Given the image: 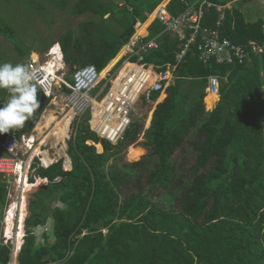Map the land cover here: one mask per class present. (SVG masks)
Wrapping results in <instances>:
<instances>
[{
    "label": "trees",
    "instance_id": "16d2710c",
    "mask_svg": "<svg viewBox=\"0 0 264 264\" xmlns=\"http://www.w3.org/2000/svg\"><path fill=\"white\" fill-rule=\"evenodd\" d=\"M162 1L74 3L73 11L90 12L97 20L81 22L79 32L69 29L57 40L71 70L105 69L134 34L136 20H145ZM196 1L167 0V5L177 15ZM69 2L57 5L67 9ZM218 17L211 6L204 24L212 27ZM109 18L120 32L109 26ZM0 29L12 39V26L3 23ZM163 30L158 20L150 24V36L161 33L162 44L146 60L165 68L177 63L180 46ZM222 34L238 44L256 40L264 46V20L249 22L238 10L226 11ZM16 46L23 57L33 51ZM174 73L175 82L148 124L133 121L113 145L84 116L68 141L72 168L65 170L61 158L39 169L49 182L31 201L19 264L54 259L66 264H264V51L252 52L243 64H204L193 46ZM212 75L220 79L215 107L219 96L210 100L207 94ZM128 148L135 161H124ZM146 151L148 162L140 160ZM6 186L0 173V208L7 204ZM49 216L56 239L38 244L32 227ZM10 258V247L0 245V263Z\"/></svg>",
    "mask_w": 264,
    "mask_h": 264
},
{
    "label": "built area",
    "instance_id": "2783aa9c",
    "mask_svg": "<svg viewBox=\"0 0 264 264\" xmlns=\"http://www.w3.org/2000/svg\"><path fill=\"white\" fill-rule=\"evenodd\" d=\"M215 6L219 17L215 25L210 27L205 25L207 9ZM147 18L158 20L164 27L163 32H168L179 40L180 50L177 54V63H168L165 68L146 60V56L154 49H158L162 44L160 34L150 39H145L143 34L134 32L130 39L123 45L121 55L105 69L99 70L95 65L76 66L73 71V79L69 80L66 74L67 62L61 44L55 42L47 55L49 59L42 62L40 54L34 57V52L28 55L27 63H33L41 73L44 87L49 95L44 93L43 87L40 92L49 100L48 105L61 103L65 117L72 118L64 142L72 138L77 124L86 113H91L89 120L90 127L100 137L106 139L113 145L123 138L134 119V112L139 102H151L153 93L167 95L168 88L175 82V69L188 52L196 47L199 60L204 64L217 62L221 64H243L250 57L251 53H262L264 46L256 40H250L247 44H238L229 37L222 34V28L226 12L223 6L216 5L211 0H197L188 4L181 13L173 14L167 5V0L160 2L155 9L146 12ZM142 22L137 20L135 25ZM58 46V51L52 50ZM61 54V56H60ZM63 58V61L60 59ZM120 64V68L114 71V67ZM52 68V71L50 70ZM107 69V70H106ZM106 70L105 74H103ZM71 69L69 70V72ZM107 79L112 85L99 101L98 96L105 87L99 89V83ZM217 82V93L220 96V79L218 76H209V86L207 90ZM97 90L96 95H90ZM208 92V91H207ZM156 102V101H154ZM152 113V112H151ZM70 114H73L71 117ZM149 121V120H148ZM149 123V122H148ZM52 127H55V123ZM46 130L42 136L49 133ZM4 139L0 138V173L3 174L7 183L9 204L5 210L3 218V237L5 245H9L12 238L6 237L5 221L12 209L15 224L20 225L22 213L24 211L23 230L26 235L25 220L28 216L27 194L29 186L31 188L44 183H48L47 177L37 174L39 167H48L57 159L52 151V146L44 141V137L37 136L35 132H21L12 130L2 133ZM39 152H36L37 148ZM57 149V148H56ZM67 145L64 147V153ZM47 152V154H45ZM46 155L52 157L50 162L45 161ZM33 178V179H32ZM59 179V178H57ZM26 203V204H25ZM25 209V210H23ZM53 220L36 230L37 237L43 239V234L48 231L53 232ZM14 226L13 231H15ZM105 232V229H103ZM22 243L11 247V259L7 263L19 264L18 256ZM34 264H66V259L44 260Z\"/></svg>",
    "mask_w": 264,
    "mask_h": 264
},
{
    "label": "rangeland",
    "instance_id": "374dc122",
    "mask_svg": "<svg viewBox=\"0 0 264 264\" xmlns=\"http://www.w3.org/2000/svg\"><path fill=\"white\" fill-rule=\"evenodd\" d=\"M77 1L78 0H21L20 2H17L14 0H0V27L3 26V23H5L12 26V28L14 29V34L12 36V39H9L0 29V65H2L5 62H11L13 64L27 63L28 54H26L24 57L21 56L18 53V49H16L17 44L21 45L26 52H28L29 49H33V51L31 52H35V51L41 52L40 59L42 62H44L49 59V56L47 55V51L49 50L51 45H53L55 42H58L57 40H59L60 37L65 32H67L69 29H74L76 32H79L81 22H90L97 20V17L91 14L90 12L73 11L72 5ZM116 1L119 2L120 4L124 3V0H116ZM58 2L60 4L69 2L67 5L68 8L63 9V7L57 5ZM107 20L109 26L114 31L120 32L122 30L118 22L112 20L111 18ZM45 46L48 47L43 49ZM31 52L28 53L30 54ZM113 61L111 63H113ZM119 68H120V64H117L114 67V71H117ZM70 69H71L70 66L67 65L65 72L68 75L67 76L68 79L72 80L73 70L69 72ZM106 82L107 79L101 81L99 83L98 88L99 89L103 88ZM96 92L97 90H94L92 93H90V95H96ZM8 95L9 94L8 92H6L5 89H0V100H3V98H7ZM161 96L163 98L165 97L164 94H161ZM219 98L216 101L217 103L220 100ZM156 104L157 102L154 101L139 102V104L136 106V112H134V116H133L134 121L139 120L140 124L141 125L143 124V126L145 124H148V120L151 117L153 113L152 111L155 109ZM44 108H46V111L43 110L40 113L37 124L43 120L44 115H49L50 113L54 112V114H56L57 116V120L56 122H54L55 127L52 129V131H54L57 129V124L63 123L64 120L67 118L65 117L66 114H64L63 106L61 103H59L56 105H46ZM206 108L208 107L206 106ZM86 116H90V113L87 112L85 114V117ZM34 128H36V126ZM34 132L35 134H37V136H41L40 138L44 137V141L48 140L49 138V135L47 136L46 133L42 136V133H38L39 131L35 130ZM50 134H52V132ZM53 139H54L53 137H50L49 143L52 146V151L54 152L57 150L56 148H58L60 144L62 145V143L60 142L57 146H54L52 143ZM39 149L40 148L38 147L36 150ZM128 151L129 148L123 152L124 161H135L129 159ZM147 153L148 151H146V153L140 158V160H143L144 162H148L146 158ZM61 156H59L58 154L57 159H60ZM62 157L66 161V157L64 156ZM187 157L190 158V156ZM40 181L44 183V181L39 180V182ZM9 202L10 201L7 200V204L3 208H0V219L4 218L5 209ZM14 226H16V229L14 231V237L12 238L11 242H9V245L11 247H13L16 243L19 245L21 243L23 236L19 231L20 226H18V224L15 223ZM107 231L108 230L105 229V232L104 231L103 232L107 233ZM48 234H51V232L48 231ZM3 243H4V237L2 233V224H1L0 245H4Z\"/></svg>",
    "mask_w": 264,
    "mask_h": 264
},
{
    "label": "clouds",
    "instance_id": "9594fccd",
    "mask_svg": "<svg viewBox=\"0 0 264 264\" xmlns=\"http://www.w3.org/2000/svg\"><path fill=\"white\" fill-rule=\"evenodd\" d=\"M42 87L49 95L35 64L5 62L0 65V89H6L9 94L0 107V132L23 129L26 122L35 118L41 108Z\"/></svg>",
    "mask_w": 264,
    "mask_h": 264
},
{
    "label": "crops",
    "instance_id": "0c3cea01",
    "mask_svg": "<svg viewBox=\"0 0 264 264\" xmlns=\"http://www.w3.org/2000/svg\"><path fill=\"white\" fill-rule=\"evenodd\" d=\"M212 3H214V4H216V5H220V6H223L224 7V10H225V12L226 11H230V12H233L234 10H238L240 13H242L243 14V16H244V18L247 20V21H249V22H254V21H256V20H259V19H263L264 20V0H213V1H211ZM137 20H139V21H141L142 23L141 24H138V25H135V23H134V27H135V33L136 32H139L138 31V29H139V27H141L142 25H144V27H143V29H142V32H143V30H146V33L145 34H143L142 32L140 33V34H143L144 35V37H145V39H150V38H153V37H155V36H158L159 34H160V38L162 39V34L161 33H158L157 35H155V36H150V24L154 21V20H156V19H151V18H147V16H146V18H145V20H141V19H137ZM136 20V21H137ZM162 33H164V32H162ZM120 52H121V50L119 51V53L117 54V56H118V58L120 57ZM35 53H37V54H40L41 52H37V51H35ZM117 56L113 59V60H118V58H117ZM112 60V61H113ZM115 60V61H116ZM111 61V62H112ZM110 62V63H111ZM150 62V61H149ZM109 63V64H110ZM108 64V65H109ZM107 65V66H108ZM122 65V64H121ZM41 93V92H40ZM207 94H208V92H207ZM41 95H42V93H41ZM41 95H40V97H41ZM165 95V94H164ZM211 94H209V96H210ZM160 96H161V94L159 95V97L157 98V100H154V101H156L157 103L158 102H160ZM166 96V95H165ZM218 97V96H217ZM48 103H49V100H47L46 101V104H45V106L46 105H48ZM216 104H217V102L215 103V105H214V107L216 106ZM157 105V104H156ZM44 106V107H45ZM156 107V106H155ZM213 108V107H212ZM211 108V109H212ZM43 110L44 111H46V108H43ZM42 110V111H43ZM37 112H38V110H37ZM89 112V111H88ZM39 114L41 113V112H38ZM87 113V112H86ZM85 113V114H86ZM90 113V112H89ZM85 114L82 116V118L85 116ZM71 115H73V114H71ZM35 117H37V121H36V123H35V125L33 126V127H29V124H28V127H26V128H23L21 131H20V129H16V131H18L19 133H21V132H34L35 130H36V128H34L36 125H37V122H38V118H39V115H37V116H35ZM72 117V116H71ZM90 118H91V113H90ZM90 118H89V120H90ZM150 119V118H149ZM89 120H88V122H89ZM32 121V120H31ZM30 121V122H31ZM89 124H90V122H89ZM53 126V125H52ZM51 126V128L50 129H48V128H45L44 129V131L42 132V133H44L46 130H50V132L49 133H47V136L49 135V138H48V140H46V142H48L49 143V140H50V137H52V135L50 134L51 132H52V129L54 128V127H52ZM33 129V130H32ZM35 129V130H34ZM26 130V131H25ZM76 130V129H75ZM76 132V131H75ZM75 132H73V134H72V137L75 135ZM39 133V132H38ZM102 138V137H101ZM72 139V138H71ZM70 139V140H71ZM69 141V140H68ZM68 141H65L64 142V147H65V145H67V148H68ZM89 141L90 140H88L87 142L89 143ZM92 141V140H91ZM91 144V143H90ZM61 145V144H60ZM50 146V143H49V145H48V147ZM68 151V150H67ZM102 151H103V149H102ZM101 151V152H102ZM36 152H37V150H36ZM100 152V151H99ZM54 153H55V155H56V157H57V150L56 151H54ZM66 155H68V157L70 156L69 154H68V152L67 153H65ZM52 158V157H51ZM58 158V157H57ZM61 158H63L62 156L60 157V159ZM71 158V157H70ZM64 159V158H63ZM59 160V159H58ZM58 160H56L55 162H57ZM67 160V159H66ZM54 163V162H53ZM52 163V164H53ZM52 164H50V165H52ZM49 165V166H50ZM48 166V167H49ZM48 167H44V168H48ZM63 167H64V169L65 170H70L71 168H72V160L70 161V168H67L66 167V161L64 160V163H63ZM41 167H39L38 168V171H39V169H40ZM37 171V172H38ZM38 174V173H37ZM3 175V174H2ZM39 175V174H38ZM40 176V175H39ZM4 177V176H3ZM42 177V176H41ZM48 178V177H47ZM57 178H59V177H57ZM49 179V178H48ZM7 184V183H6ZM42 185H45V184H47V183H41ZM40 184V185H41ZM6 189H7V186H6ZM41 190V189H40ZM38 192V191H37ZM36 192V193H37ZM35 193V194H36ZM7 200H9V198H8V190H7ZM33 200V199H32ZM10 201V200H9ZM9 204V203H8ZM31 204V203H30ZM27 206H28V215H30V213H29V205H28V201H27ZM7 207V206H6ZM6 210V209H5ZM49 220H53V224H54V219H53V217H51V216H49V218H48V220L46 221V223L45 224H40V225H37V226H34V227H32V232L34 233V235L36 236V241H37V243L38 244H40V243H43V242H45V240L47 239L48 240V243H52V242H54L55 241V234H54V227H53V232H51V234H48V233H44L43 234V239H39L37 236V233H36V230H38V228L39 227H42V226H44V225H46L47 223H48V221ZM0 221H1V224H2V233H3V218H1L0 219ZM25 224H26V220H25ZM54 226V225H53ZM24 241H25V237L24 238H22V240H21V243H22V245L24 244ZM17 244V243H16ZM15 244V245H16ZM5 245V244H4ZM14 245V246H15ZM9 247H10V249H11V246L10 245H8ZM22 248V247H21ZM12 251V250H11ZM21 251V250H20ZM20 253V252H19ZM19 257V256H18ZM11 259V258H10ZM55 260V259H54ZM57 260V259H56ZM58 260H61V259H58ZM19 261V260H18Z\"/></svg>",
    "mask_w": 264,
    "mask_h": 264
},
{
    "label": "bare ground",
    "instance_id": "6f19581e",
    "mask_svg": "<svg viewBox=\"0 0 264 264\" xmlns=\"http://www.w3.org/2000/svg\"><path fill=\"white\" fill-rule=\"evenodd\" d=\"M143 27H144V25H142L141 27H139L138 31L140 33L142 32ZM142 33L145 34L146 33V30H143ZM120 55H121V53H120ZM36 56H37V53L34 52V57H36ZM109 66H111V65H109ZM50 70L52 71V68ZM106 70H104L103 74H105ZM208 94H211L209 96V99L210 100H214L217 96H219L218 93H217V82L216 81H214L213 86H211L208 89ZM160 98H163V97L161 96ZM71 116H73V115H71ZM71 119L72 118H66L63 123L57 124V129L54 130V131H52V134H51L52 137L54 138L53 141H52V143H53L54 146H57L60 142L62 143V145L58 146V148H57V154H59V156L62 155L64 157H66V159H67V161H66V167L67 168H70V159L68 158V155L64 154V151H63L64 150V137L67 134V130L69 128ZM56 120H57V116H56V114H54V112L50 113L49 115H44L43 120L40 121L36 125V130L39 131V133H42L45 128H50L52 126V124L54 122H56ZM97 147H98L99 150L102 149L101 144H97ZM39 151H40V149L37 150V152H39ZM45 154H47V152H45ZM50 160H52V158L50 156L46 155L45 161L46 162H50ZM30 189H31V187L29 186L27 192H29ZM23 210H25V209H23ZM12 214H14V209H12V213H10L9 216L7 217L6 224H5V230H6L5 231L6 232V235L5 236L6 237H9V238H13L14 237V231H13V229H14V223L15 222L13 220ZM22 215L24 216V211H23ZM23 216L21 217V221H20V225H19L20 226L19 231L21 232V235L24 234V230L22 229L23 223H24V217Z\"/></svg>",
    "mask_w": 264,
    "mask_h": 264
},
{
    "label": "water",
    "instance_id": "95a60500",
    "mask_svg": "<svg viewBox=\"0 0 264 264\" xmlns=\"http://www.w3.org/2000/svg\"><path fill=\"white\" fill-rule=\"evenodd\" d=\"M111 85H112V82H111V81L107 82V84L105 85V87L103 88V90L101 91V93H100L99 96H98V100H99V101H101V100L104 98L105 94L107 93V91L109 90V88L111 87ZM220 98H221V97H220ZM220 98H219V99H220ZM40 100H41V108L38 109V112H42V110H43V108H44V106H45V104H46L47 98H46V96H45L44 94H42L41 97H40ZM36 121H37V117H35L34 119H32V121H31L30 124H29V127H33V126L35 125ZM25 131H26V130H25ZM68 158H69L70 161H71L70 156H69ZM66 161H67V160H66ZM42 186H43V185L41 184V185L35 186V187H33V188H31V189L29 190V192H28V194H27V201H28V205H29V206H30V203H31L32 199L36 198V197H35V193H36L37 191H39V190L42 188Z\"/></svg>",
    "mask_w": 264,
    "mask_h": 264
},
{
    "label": "snow or ice",
    "instance_id": "6c2138e0",
    "mask_svg": "<svg viewBox=\"0 0 264 264\" xmlns=\"http://www.w3.org/2000/svg\"><path fill=\"white\" fill-rule=\"evenodd\" d=\"M52 51L53 52H57L58 51V46L56 48H54Z\"/></svg>",
    "mask_w": 264,
    "mask_h": 264
}]
</instances>
